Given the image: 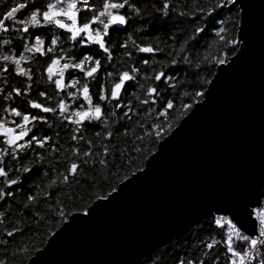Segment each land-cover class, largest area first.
Returning a JSON list of instances; mask_svg holds the SVG:
<instances>
[{
    "label": "snow or ice",
    "instance_id": "snow-or-ice-1",
    "mask_svg": "<svg viewBox=\"0 0 264 264\" xmlns=\"http://www.w3.org/2000/svg\"><path fill=\"white\" fill-rule=\"evenodd\" d=\"M184 7L179 23L190 27L178 25L165 50L138 43L127 26L145 23L149 10L175 13L171 0H0V264L33 255L36 264L47 250L36 244L49 246L72 217H89L145 172L156 145L206 101L203 84L213 81L193 69L239 59L247 0ZM205 33L215 54L193 56ZM202 215L167 237L154 264H264V190ZM36 233L51 239L32 243Z\"/></svg>",
    "mask_w": 264,
    "mask_h": 264
},
{
    "label": "water",
    "instance_id": "water-1",
    "mask_svg": "<svg viewBox=\"0 0 264 264\" xmlns=\"http://www.w3.org/2000/svg\"><path fill=\"white\" fill-rule=\"evenodd\" d=\"M247 2L252 23L246 48L227 69L217 66L206 101L157 145L145 172L89 217L74 216L50 236L36 264H139L170 234L202 218L209 205L262 190L264 0Z\"/></svg>",
    "mask_w": 264,
    "mask_h": 264
},
{
    "label": "trees",
    "instance_id": "trees-1",
    "mask_svg": "<svg viewBox=\"0 0 264 264\" xmlns=\"http://www.w3.org/2000/svg\"><path fill=\"white\" fill-rule=\"evenodd\" d=\"M146 3L148 5H153V4H160L162 3V0H146ZM171 4L173 7L176 9V12L173 13L171 10L169 11L168 15H163V14H154L150 10L148 13H146L147 19L146 22L141 24V23H136V24H129L127 26V34L132 35L133 39H135L138 43L140 42H151V43H158L161 48H165L167 50V46L173 45L171 36L172 34H177V26L179 25L180 27H190L187 24H180V17L177 15L180 11H187V9L184 7L187 5L189 8L192 7V0H171ZM140 28L142 31L137 32L136 29ZM190 34V33H189ZM114 38H119V39H124V34H114ZM212 41V37L210 36L209 33H205L202 37L199 38L198 42L190 49V52L193 56H199L201 58L205 56H211L214 55L216 52V49L214 47H210ZM144 55V54H140ZM156 58L160 59V54H156ZM208 68H211L212 74H209L207 71ZM217 66H214L211 61H209L207 64L202 65L203 70H197L193 69V71H200V77L199 78H207L208 80L211 79L213 74L216 72ZM184 74L181 73V77L183 78ZM198 77L196 76H191L188 77L189 81H195L197 80ZM207 83L203 84V88H207ZM194 90V89H189ZM187 102V101H185ZM180 122V121H179ZM63 135V134H62ZM67 146V145H65ZM157 147V145H156ZM145 161L141 165L144 167ZM262 190H264V185ZM201 220L204 219V217L200 218ZM188 228V227H187ZM187 228L183 231L185 232ZM57 230L55 225L52 227V231ZM214 234V233H213ZM48 237H43L42 233H36L35 238L33 239L32 243H35V239L40 238V239H48ZM21 238L17 237V241H19ZM44 243H38L36 244V247L38 249H41L44 247ZM167 242L162 243L158 245L149 255L146 259L141 261L139 264H154L155 260L158 259L161 255V253L164 251V248L166 247ZM10 247H14V245L10 244ZM32 257V256H31ZM30 257V258H31ZM0 258H2V254H0ZM29 260V259H28ZM25 261V264L27 261Z\"/></svg>",
    "mask_w": 264,
    "mask_h": 264
}]
</instances>
